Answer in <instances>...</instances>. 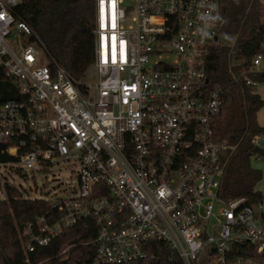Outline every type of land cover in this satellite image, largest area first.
Wrapping results in <instances>:
<instances>
[{
    "label": "built area",
    "instance_id": "obj_1",
    "mask_svg": "<svg viewBox=\"0 0 264 264\" xmlns=\"http://www.w3.org/2000/svg\"><path fill=\"white\" fill-rule=\"evenodd\" d=\"M94 1V61L74 78L15 18L19 0H0V67L20 95L0 102V144L26 169H77L19 233L23 264L86 220L94 253L66 264L264 263V193L218 191L227 146L207 67L220 0H133L132 24L121 0Z\"/></svg>",
    "mask_w": 264,
    "mask_h": 264
},
{
    "label": "trees",
    "instance_id": "obj_2",
    "mask_svg": "<svg viewBox=\"0 0 264 264\" xmlns=\"http://www.w3.org/2000/svg\"><path fill=\"white\" fill-rule=\"evenodd\" d=\"M14 15L32 29L48 57L74 78L81 77L93 63L94 0H19ZM217 37L232 38L230 43L217 41L212 46L207 67L209 85L221 88V110L214 120L216 138L227 146L222 157L219 195L259 198L255 187L261 173L250 166L251 137L264 132V125L256 120L264 102L251 83H264V71H250L249 59L264 54L261 0H220ZM19 97L17 88L0 67V102ZM16 160L0 144V163ZM4 194V199H0V264H23L19 233L35 215H48L53 209L42 198H24L8 183H4ZM95 236L96 229L89 220L79 222L66 228L49 245L37 249L31 255L32 264L90 259ZM173 264L182 262L174 258Z\"/></svg>",
    "mask_w": 264,
    "mask_h": 264
},
{
    "label": "rangeland",
    "instance_id": "obj_3",
    "mask_svg": "<svg viewBox=\"0 0 264 264\" xmlns=\"http://www.w3.org/2000/svg\"><path fill=\"white\" fill-rule=\"evenodd\" d=\"M264 6V0H261ZM121 7L126 14V24H132L131 18L134 16L133 0H121ZM126 27V26H125ZM221 43H230L231 37H220ZM254 70L264 71V54L261 57L259 65ZM254 88V87H253ZM257 92L264 100V83H256ZM257 120L264 124V104L257 112ZM261 139L260 146L264 148V132L259 134ZM250 166L260 171L261 178L256 185V190L264 193V158L257 154L250 157ZM74 166L68 167L65 164H59L51 167L49 170H40L37 167L26 169L23 165L15 162L0 163V199H4V183H8L17 188L24 198L46 199L55 192H62L68 187L76 185V172Z\"/></svg>",
    "mask_w": 264,
    "mask_h": 264
},
{
    "label": "water",
    "instance_id": "obj_4",
    "mask_svg": "<svg viewBox=\"0 0 264 264\" xmlns=\"http://www.w3.org/2000/svg\"><path fill=\"white\" fill-rule=\"evenodd\" d=\"M251 152L264 158V148L261 146H253L251 149ZM1 183H2V180L0 179V184Z\"/></svg>",
    "mask_w": 264,
    "mask_h": 264
},
{
    "label": "crops",
    "instance_id": "obj_5",
    "mask_svg": "<svg viewBox=\"0 0 264 264\" xmlns=\"http://www.w3.org/2000/svg\"><path fill=\"white\" fill-rule=\"evenodd\" d=\"M255 86H256V84L253 85V87H254V88H253V89H254V92L257 93V94L260 96V94L257 92ZM260 97H261V96H260ZM261 99L263 100L262 97H261ZM263 102H264V100H263ZM256 120H257V115H256ZM257 122H258L259 125H262V126L264 125V124H260V122H259L258 120H257Z\"/></svg>",
    "mask_w": 264,
    "mask_h": 264
}]
</instances>
